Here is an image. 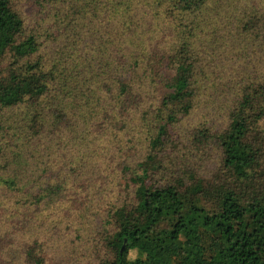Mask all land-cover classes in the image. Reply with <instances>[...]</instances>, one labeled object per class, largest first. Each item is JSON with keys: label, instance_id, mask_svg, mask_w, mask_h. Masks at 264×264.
Here are the masks:
<instances>
[{"label": "trees", "instance_id": "trees-1", "mask_svg": "<svg viewBox=\"0 0 264 264\" xmlns=\"http://www.w3.org/2000/svg\"><path fill=\"white\" fill-rule=\"evenodd\" d=\"M0 264H264V0H0Z\"/></svg>", "mask_w": 264, "mask_h": 264}]
</instances>
